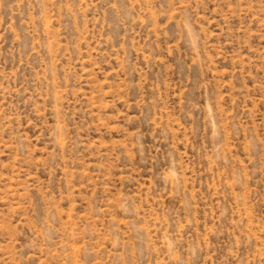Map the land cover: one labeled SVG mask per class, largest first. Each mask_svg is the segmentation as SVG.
I'll use <instances>...</instances> for the list:
<instances>
[{"label": "rangeland", "instance_id": "374dc122", "mask_svg": "<svg viewBox=\"0 0 264 264\" xmlns=\"http://www.w3.org/2000/svg\"><path fill=\"white\" fill-rule=\"evenodd\" d=\"M0 264H264V0H0Z\"/></svg>", "mask_w": 264, "mask_h": 264}]
</instances>
